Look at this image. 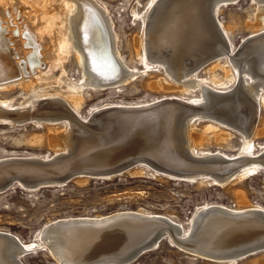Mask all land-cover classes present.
<instances>
[{
    "label": "bare ground",
    "instance_id": "6f19581e",
    "mask_svg": "<svg viewBox=\"0 0 264 264\" xmlns=\"http://www.w3.org/2000/svg\"><path fill=\"white\" fill-rule=\"evenodd\" d=\"M182 1L149 0L143 12L140 11V1H138L132 11L133 16L140 18L142 22L141 33L135 35L130 43L133 56L138 62L143 63L145 71H149L150 74L164 71L162 73L164 76L148 81L147 87L159 92H179L180 95L197 91L199 98H192L190 101L197 102L198 106H196L201 108L200 110L204 109V112L183 114L178 134L175 125L181 109L174 105L159 109L163 111V115L159 117L161 122L151 124L159 133L161 139L159 146L164 152V157L173 159L170 151H175L183 153L190 160L200 162L229 160L220 153L202 154L198 150L204 142L211 140L220 144L229 142L228 138L231 134L226 132L223 126L238 130L243 137L241 156L234 159L264 156V151L260 154L252 152L254 140L264 135V115L257 123L259 107L264 109V0H254L255 14L253 17L249 15L247 20V27L253 34L236 53H233L235 48L233 49V42L228 35V32L233 31L236 22L225 25L221 23L218 15L225 6L237 3L238 0H209L206 3L207 18L212 19V25L208 22L203 23L204 18L202 19L201 14H204L205 4L201 10L194 0ZM173 13L176 17L173 23L174 32L168 28L167 21ZM1 28L4 30H0V80H2L0 81V125L18 127L43 125L46 133L36 135V140L39 141L38 143L47 141L54 149L56 158L53 160L71 154L81 139L91 137L89 131L82 125L85 122L83 120H87L86 125L89 127L109 131L115 123L114 117L118 110L180 101L176 98H165L151 104L107 108L103 106L97 113L95 112L98 108L83 120L79 118L88 96L92 97L94 93L111 89L120 83L127 84L135 80L139 71L128 69L127 63L122 60L118 47L116 48L117 32L113 29V22L106 8L95 0H0ZM176 36L177 38L174 39ZM169 38L179 42H170L173 39L166 40ZM9 46L17 51V56L10 54ZM222 54L227 55L224 63L218 61L208 68L209 79H202L197 75V70L215 55ZM251 54L255 57L249 59ZM21 59L26 61L27 74L18 70ZM67 62L76 64V69L80 73L78 79H73L68 73ZM208 81L219 86L220 89L232 83L233 85L227 91L213 90L208 87ZM16 90L17 92L22 90L24 97L17 107H11L8 104L13 103L12 92ZM222 103L223 107L219 109V104ZM191 105L195 106V104ZM191 105L187 103V106L191 107ZM14 108L15 110L11 111ZM194 115H200V118H212L210 120L213 124L204 129L193 128L191 121L196 117ZM135 122L138 127L145 125ZM132 125L134 126L133 122ZM51 158L35 159L48 162ZM137 162L141 164L146 162L154 169L173 178L208 176L222 186L229 182L235 184L242 181L247 175L256 173L261 168L264 171V163H249L236 171L214 169L216 173L178 175L162 170L147 161ZM126 167L113 172H79L76 175L110 176ZM241 169L243 170L239 171ZM198 183L210 184L211 181L199 178ZM241 192L239 190L235 192L240 198L238 202L241 207L238 210H231L221 205L209 206V204L197 208L191 218V229L189 228L188 232H184L181 224L165 216L144 210L121 211L97 218L69 217L52 221L46 226L53 224V227L45 230V226L38 235L40 239L38 244L24 243L12 233L0 231V235H7L6 238L11 242L6 248H2L0 253L4 252L5 258L13 264H20L21 256L47 248L49 254L58 263L71 264L69 259L82 257L88 253L98 255L125 251L132 244L143 239L151 226L124 225L116 231L121 232L117 235L119 237L113 239L112 234L116 232H110L116 227L107 228V224L112 222L113 216L136 214L147 220H166L173 227L175 236L186 242L191 241L190 243L194 244L204 240L202 249L231 245L227 250L233 252L232 254L216 252L217 254L212 255L218 256L207 258L202 250H190L180 246L174 241L170 232L163 229L142 246L135 258L145 254L150 248L155 249L163 237H168L171 244L192 254L194 258L237 264L251 255L264 251V228L260 227V223L264 222V208L251 205L247 196L245 197L246 194ZM200 215H204L201 221L198 220ZM212 215L213 217L229 216L246 221L240 225L221 227L216 233L211 232ZM249 220H253L254 224L250 225ZM76 222H82L83 226L91 224L93 226L91 228L98 229L90 228L78 235L75 230L80 225ZM59 223H62L61 227L54 226ZM210 232L216 233L213 237L218 235L219 238L213 240L209 235L206 237L205 234ZM249 243H261V245L243 251L236 249Z\"/></svg>",
    "mask_w": 264,
    "mask_h": 264
},
{
    "label": "rangeland",
    "instance_id": "374dc122",
    "mask_svg": "<svg viewBox=\"0 0 264 264\" xmlns=\"http://www.w3.org/2000/svg\"><path fill=\"white\" fill-rule=\"evenodd\" d=\"M103 8L105 7L113 22V29L117 32V43L122 60L127 63L130 70H139L135 80L94 93L88 96L81 109L83 120L91 112H98L103 106H134L153 103L165 98H176L180 101L191 103L190 99H198V92H159L147 87L151 79L164 76V71L150 74L145 71L143 63L138 62L131 52L130 43L135 35L140 34L142 22L140 18L133 16L134 5L138 1L140 11L149 0H95ZM254 0H238L237 3L223 8L219 19L221 23L229 25L236 22L233 31L228 35L233 42L236 53L244 42L253 34L247 27L249 15L255 14ZM233 24V23H232ZM225 54L215 55L207 64L202 66L197 75L202 79H209L208 68L216 62L224 63ZM68 73L73 79L79 78L76 64L66 63ZM221 70L219 69V72ZM161 73V74H159ZM158 76V77H157ZM228 87L213 85L208 81V87L213 90L227 91ZM12 92L14 101L11 107H17L24 94L22 90ZM16 93V94H15ZM182 98V99H181ZM193 106V105H191ZM196 106V107H197ZM194 107V106H193ZM5 109H9L6 108ZM198 109H201L198 107ZM15 110L12 109L11 111ZM204 109H202L203 111ZM8 111V110H7ZM204 112V111H203ZM264 115L263 107H259L257 123ZM192 127L204 129L213 124L212 118H200L194 115ZM78 117V116H77ZM211 119V120H210ZM87 122V120H83ZM230 133L229 142L218 143L214 140L204 142L198 148L199 153H220L222 157L234 159L240 157V148L243 145V137L238 130L223 126ZM44 126L31 125H0V160L8 157L25 158H50L55 156L54 149L47 141L38 143L36 135H45ZM264 151V135L257 137L253 143L252 152L260 154ZM225 155V156H224ZM139 169V170H138ZM238 170V169H237ZM243 169L239 170L242 171ZM76 176V177H75ZM58 186H48L36 190H26L17 185L0 193V231L12 233L24 243H39L38 235L48 223L62 218H97L107 216L115 212L144 210L159 216H165L184 228V232L191 229V218L197 208L209 204V206L221 205L231 210H238L240 206L239 195L236 190L243 191L251 205L264 208V171L259 169L256 173L247 175L237 183H227L223 186L215 183L211 177L195 176L198 178H173L164 174L146 162H135L124 170L107 176L75 175ZM209 179L210 184H199L198 179ZM231 185V186H230ZM242 193V192H241ZM239 201V202H238ZM164 238V237H163ZM162 238V239H163ZM151 251L141 255L132 264H225L210 259L194 258L169 241L168 237ZM263 253V254H262ZM24 264H60L49 254L47 248L21 256ZM264 264V251L251 255L237 264Z\"/></svg>",
    "mask_w": 264,
    "mask_h": 264
},
{
    "label": "water",
    "instance_id": "95a60500",
    "mask_svg": "<svg viewBox=\"0 0 264 264\" xmlns=\"http://www.w3.org/2000/svg\"><path fill=\"white\" fill-rule=\"evenodd\" d=\"M188 1H193V0H188ZM194 1H196L197 7H199V9L201 10H202V6L205 4L203 6L204 14L203 15L201 14V17L202 19L204 18L203 21L204 24H207L208 22L209 25L210 24L212 25V19H209L210 20L209 22L207 18L206 3L209 0H194ZM182 2H186V0H183ZM174 16L175 15L173 13L171 18L170 16L167 18V21L169 23L168 28L171 29L172 32H174L173 23L176 21V17ZM0 30L3 31L4 29L1 28ZM176 38L177 36L174 39ZM172 39L173 38H169L166 40H172ZM174 39L173 41L170 42H174V43L179 42V41H174ZM5 42L8 43L7 41ZM9 49H10V54H12V56L18 55L16 54L17 51H14L13 47L9 46ZM253 57H255V55L251 54L249 59ZM26 65L27 64L25 60L23 59L19 60L18 70L24 74H27L28 70H26ZM169 105H174L181 109L180 111L181 113H179L178 117L176 118L175 128L177 134L181 127L180 125L181 117L183 114L188 112H203L202 110L198 109V107L194 106L193 108L192 106L191 107L187 106V104L182 101L179 102L169 101V102H163V103H157V104L145 106L143 108L118 110L116 116L114 117L115 123L113 124L111 130L109 131L98 130L96 128L87 126L86 122L83 123L81 122L82 125L85 126V128L89 131L91 137L81 139L76 149L72 150V153L67 156H62L57 160H53L56 158V156H54L51 158V161L48 162H44V161L36 160L35 158H28V157L27 158L12 157V158H6L0 160V193L7 191L9 188L15 185L26 190H36L48 186H58L60 185L59 183L60 181L64 180L62 182L63 184L67 180L74 178L73 176L79 172H89V173L113 172L137 161H147L162 170L172 172L178 175L216 173L214 169L218 171H224L228 169L236 171L237 169L249 163H264V156H260V155L250 156L246 158H237L233 160L229 159L225 161L200 162V161L190 160L189 158L185 157L183 153L181 154L179 151H178L179 153L175 151H170L171 152L170 156L173 159H166L163 155L164 152L161 151L160 149L161 147L159 146L161 141L159 137V133L158 131H156V127H153L151 123L161 122L159 120L160 119L159 117L163 115V111L159 109ZM221 107H223V103L219 104V109ZM158 110L160 112H158ZM135 121H138L145 125H139L138 127ZM132 122L134 123V126L132 125ZM177 156H179L180 159ZM176 158L179 160H175ZM203 216L204 215H200L199 216L200 218L198 220L201 221ZM245 221L246 220L230 218L229 216L223 217L220 215V217L219 216L213 217L212 215L211 232H216L218 231L219 228L225 227L227 225H233V224L240 225ZM76 223H79L78 225H80L75 230V232L78 235L82 231L88 230L91 227H93L91 226V224H85L83 226L82 222H76ZM249 223L250 225L251 223L254 224L253 220H249ZM140 224H149L151 226V229L144 235L143 239L132 244L127 250L121 252H114V253L106 252L98 255H92L88 253L82 257L69 259V261L71 262V264H132L141 256L140 254V256H137L136 258L134 257L136 253L142 248V246H144L147 242H149L154 235H156L159 231L163 229L169 231L174 241L180 246L190 250L191 249L198 251L202 250L201 252L203 254H206L207 258L218 256V255H212V254H217L216 252H229L227 254H232L233 252L227 250V248H229L231 245L225 247H219L217 245V247L212 249H202L203 248L202 244L204 240H202V242L198 241L194 244L190 243L191 241L186 242L175 236L173 227L166 220H161V221L147 220L146 218H143L136 214L113 216L112 222H109L107 224V228L110 227L111 229H113L116 227L110 232L113 233L124 225L127 226L130 225L132 227H135ZM61 225L62 223H59V224H55L54 226L61 227ZM51 227H53V224L50 226H46L45 230ZM260 227L264 228V222L260 223ZM91 229H98V228L95 227ZM211 232L205 234V236L207 237L209 235V237H213L214 234L217 233L216 232L212 234ZM120 233L121 232L113 233L115 235L112 234L111 238L117 239L119 237L117 235ZM6 237L8 236L0 235L1 251L2 248H6V246L9 243H11L9 242V239H7ZM217 237L218 235L216 237H213V240H215ZM165 239L166 238L164 237L160 241V243ZM211 241L212 240H210V242ZM259 245H261V243H256V244L249 243V244L241 245L236 249L243 251L254 248ZM151 250L152 248L146 251L148 252ZM0 264H13V263L5 258L3 252L0 253ZM20 264L22 263L20 262Z\"/></svg>",
    "mask_w": 264,
    "mask_h": 264
}]
</instances>
